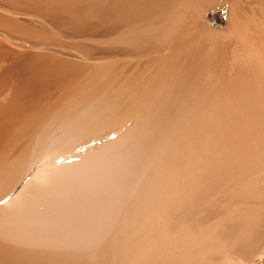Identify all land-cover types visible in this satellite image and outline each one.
Listing matches in <instances>:
<instances>
[{
	"label": "bare ground",
	"instance_id": "6f19581e",
	"mask_svg": "<svg viewBox=\"0 0 264 264\" xmlns=\"http://www.w3.org/2000/svg\"><path fill=\"white\" fill-rule=\"evenodd\" d=\"M0 264H264V0H0Z\"/></svg>",
	"mask_w": 264,
	"mask_h": 264
},
{
	"label": "rangeland",
	"instance_id": "374dc122",
	"mask_svg": "<svg viewBox=\"0 0 264 264\" xmlns=\"http://www.w3.org/2000/svg\"><path fill=\"white\" fill-rule=\"evenodd\" d=\"M209 17H210V19H212L211 21H214V23H218V24L223 23V24H221L222 26L225 24V18H224L223 14H210Z\"/></svg>",
	"mask_w": 264,
	"mask_h": 264
}]
</instances>
